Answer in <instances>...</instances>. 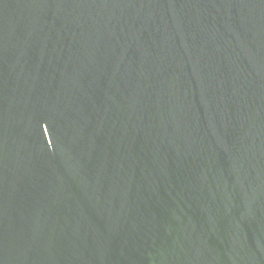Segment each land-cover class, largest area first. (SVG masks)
Instances as JSON below:
<instances>
[{
  "label": "water",
  "instance_id": "1",
  "mask_svg": "<svg viewBox=\"0 0 264 264\" xmlns=\"http://www.w3.org/2000/svg\"><path fill=\"white\" fill-rule=\"evenodd\" d=\"M0 264H264V0H0Z\"/></svg>",
  "mask_w": 264,
  "mask_h": 264
}]
</instances>
